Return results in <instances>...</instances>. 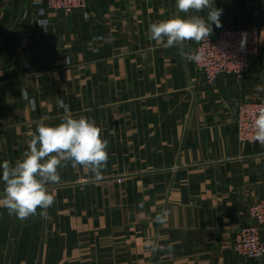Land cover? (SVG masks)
Instances as JSON below:
<instances>
[{"label": "crops", "instance_id": "obj_1", "mask_svg": "<svg viewBox=\"0 0 264 264\" xmlns=\"http://www.w3.org/2000/svg\"><path fill=\"white\" fill-rule=\"evenodd\" d=\"M22 2L0 0V43ZM36 2L0 48V164L22 158L42 117L62 121L58 100L95 121L108 161L100 179L58 169L46 215L20 220L0 207V264H264L233 248L264 198V146L241 142L237 129L240 101L264 100L260 61L242 79L209 83L189 56L150 38L153 22L207 17L178 12L175 0H88L70 14ZM214 6L223 11L212 33L257 27L264 49V0ZM197 46L186 41L183 52ZM164 209L167 222L156 223Z\"/></svg>", "mask_w": 264, "mask_h": 264}, {"label": "clouds", "instance_id": "obj_2", "mask_svg": "<svg viewBox=\"0 0 264 264\" xmlns=\"http://www.w3.org/2000/svg\"><path fill=\"white\" fill-rule=\"evenodd\" d=\"M175 7L180 13H199L208 9L207 17L187 15L153 22L149 25V35L164 48L177 47L185 58L191 56L194 61L202 59L198 52L185 53L186 41L201 42L212 33V25L221 26L222 9L214 6V0H175ZM44 28L43 22L39 23ZM264 92V86H258ZM26 96V93L22 92ZM64 109L63 119L57 125H50L42 117L37 123L35 133L28 142V148L13 163L9 160L0 164V180L4 187L0 207L7 209L9 215L25 220L37 214L46 215L47 210L55 203V195L47 185L58 184L61 177L58 169L71 164L73 168H82L96 179L102 177L108 161V141L102 139L101 129L94 120L85 116L75 118L63 100L57 101ZM253 139L264 146V105H260L253 114ZM169 217L167 209L155 216V222L164 224ZM145 247L154 249L151 239Z\"/></svg>", "mask_w": 264, "mask_h": 264}, {"label": "built area", "instance_id": "obj_3", "mask_svg": "<svg viewBox=\"0 0 264 264\" xmlns=\"http://www.w3.org/2000/svg\"><path fill=\"white\" fill-rule=\"evenodd\" d=\"M36 3L43 5L42 13L48 10L70 14L88 7V0H37ZM261 33V29L257 27L225 26L198 43L195 52L201 54L200 61L192 60L190 55L189 59L211 84L216 83L221 75H234L242 79L250 72L254 61H260L264 68ZM260 105H264V100L245 99L238 104L237 129L241 142L259 143L253 139L252 120ZM249 219L250 222L236 234L233 248L241 256L261 259L264 257V198L249 207Z\"/></svg>", "mask_w": 264, "mask_h": 264}, {"label": "water", "instance_id": "obj_4", "mask_svg": "<svg viewBox=\"0 0 264 264\" xmlns=\"http://www.w3.org/2000/svg\"><path fill=\"white\" fill-rule=\"evenodd\" d=\"M27 1L28 0H23L21 11H20V14L18 16V19H17L16 23L14 24V26L12 27V29L9 31V33L1 41L0 48L2 47V45L5 43V41L9 38V36L13 33V31L17 28L18 24L20 23L22 17L24 16L25 10H26Z\"/></svg>", "mask_w": 264, "mask_h": 264}, {"label": "rangeland", "instance_id": "obj_5", "mask_svg": "<svg viewBox=\"0 0 264 264\" xmlns=\"http://www.w3.org/2000/svg\"><path fill=\"white\" fill-rule=\"evenodd\" d=\"M38 6L43 7V5H38ZM261 14L264 16V9H262V13ZM262 18H264V17H262Z\"/></svg>", "mask_w": 264, "mask_h": 264}]
</instances>
